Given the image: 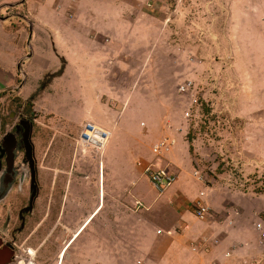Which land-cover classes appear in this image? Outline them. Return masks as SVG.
Masks as SVG:
<instances>
[{
  "label": "rangeland",
  "instance_id": "374dc122",
  "mask_svg": "<svg viewBox=\"0 0 264 264\" xmlns=\"http://www.w3.org/2000/svg\"><path fill=\"white\" fill-rule=\"evenodd\" d=\"M104 1L96 9L119 16L123 35L112 27L107 36L97 32L90 39L106 49L104 68L94 101L75 103L77 85L51 86L44 79L35 86L31 76L26 79L30 59L44 48L30 16L39 13V0H0V136L13 131L20 119L27 121L42 167V195L14 238L15 254L32 248L41 264L40 244L47 241L53 245L51 263L56 231L50 237L49 228L82 222L83 239L89 216L99 221L97 226L118 217L105 207L130 214L136 195H153L143 174L151 163L175 172L185 184L181 188L189 189L190 195L182 196L190 199L185 205L192 214L193 240L208 235L212 243L224 242L226 230L212 236L207 222L238 228L239 242L228 240L225 246L246 249L242 239H250L253 249L238 262L246 258L243 264H264V239L255 229L256 224L264 227V0H240L235 7L232 0H155L151 7L147 0ZM90 10L87 4L79 10L76 5L68 13ZM42 18L48 22L49 15ZM13 52L16 60L8 62ZM188 82L189 89L180 91ZM81 104H90V112L83 108L79 115ZM87 123L114 130L106 146L99 149L94 126L85 127L81 141ZM167 126L174 146L154 155L151 149L168 134ZM89 184L94 199L72 196V189ZM198 201L209 208L204 220L195 217ZM13 215L8 229L19 227ZM8 229L0 227L1 235Z\"/></svg>",
  "mask_w": 264,
  "mask_h": 264
},
{
  "label": "crops",
  "instance_id": "0c3cea01",
  "mask_svg": "<svg viewBox=\"0 0 264 264\" xmlns=\"http://www.w3.org/2000/svg\"><path fill=\"white\" fill-rule=\"evenodd\" d=\"M49 2L50 0H39V13L30 15L32 21L36 23L35 27L39 28L38 32L34 33L35 37L39 34L44 37L41 44L44 48L38 49V52L33 54V61L32 58L30 59L26 79L27 76H31L33 82L30 84L35 86H39L44 79H47L48 84L51 86L59 84L77 85L81 89L75 91L79 93L77 96L73 95L75 103L80 100L87 103L93 102V90L101 78L100 72H103L101 68H104L103 63H101L103 60L102 55L107 52L105 48L103 49L104 46L99 48L95 45L94 40L90 39L94 38L97 32L107 36V29L111 30L112 27H118V36L123 35L121 34L123 26L121 18L119 16L112 17L113 14L111 13L101 12V7H98V10L96 9V6L105 4L104 0H53L52 4ZM237 2L241 3L240 0H232V6H237ZM86 4L92 10L85 11L82 14L79 11L73 15L68 13L70 7H76L77 5L79 10L81 5ZM43 15H49L48 22L43 20ZM55 51L58 52V56ZM10 54L8 55L10 57L8 62H15V52ZM18 54H21L20 51ZM63 67L64 72H61ZM69 70H72V72L76 70L77 73L71 74ZM36 80H38V83H36ZM78 108L80 109L79 115L83 108L88 113L90 112V104L85 107L81 104ZM125 110L126 104L121 117ZM146 117H148L147 114ZM69 119L70 121L75 120L73 117ZM93 129H95L93 134H97L96 136L99 137L97 141L102 143V147H99L101 149L108 144L109 136L113 134L114 130L109 131L106 139L105 133L99 128L94 126ZM170 129L171 127L167 126L168 134L164 137L171 138ZM99 132L102 135H99ZM170 150L171 148L166 154ZM179 162L180 160L177 158V163ZM146 181L153 195H136L138 198L134 197V202L141 201L144 209L135 211L133 208L130 214L126 212V214H123L121 209H118L119 207H105L106 212L115 213L117 211L118 217L114 218L112 222L103 221L97 226L99 221L92 222L90 221L91 216H89V221L87 220L85 226L88 231L83 239H79L83 227L80 226L82 222L71 228L63 224L61 227L49 228L51 231L50 237L56 231L55 260L48 263L49 259L47 258L53 253L51 249L53 245L46 241L40 244L39 248L43 259L41 264H241L238 261L244 256L243 254L249 256L250 251L253 249V246H250L247 242L250 239H247V241L242 239V242L247 243L246 249L241 247L238 250H233V248L230 249L225 246L228 240L238 241L237 236H234L239 233L238 228H227L223 224L215 225L214 222H207L205 224L206 228L207 230L212 229L210 232L212 236L213 232L218 231L220 228L226 230L227 234L224 242L220 245L212 243L210 238L207 237L208 235L204 234V239L193 240L195 228L193 229L190 226L193 221L192 214L185 205L187 199L182 196V194L190 195V191L181 188L185 184L180 185V179L179 182L176 179L174 184L163 193H158L148 182V179ZM82 187L84 188L72 189V196L88 198V202L92 200L91 198L94 199L96 193L92 189V185ZM85 187L91 188L92 193L90 194ZM61 215L63 214L61 213ZM89 224L93 225L89 227ZM252 232L251 237H256L255 231L252 230ZM69 233L72 236L69 237ZM182 233L186 235L184 241ZM179 245L184 247L183 251L179 248ZM236 245L238 244L236 243ZM194 247L195 250H193ZM253 254H255V251H253ZM243 261L248 262L246 258Z\"/></svg>",
  "mask_w": 264,
  "mask_h": 264
},
{
  "label": "flooded vegetation",
  "instance_id": "af4514ba",
  "mask_svg": "<svg viewBox=\"0 0 264 264\" xmlns=\"http://www.w3.org/2000/svg\"><path fill=\"white\" fill-rule=\"evenodd\" d=\"M27 121L20 119L13 131L0 136V227L8 229L16 212L19 227L1 235L0 250L11 247L14 257V238L24 230L27 218L33 216L42 195L39 169L30 141L31 130ZM18 154V157H16ZM9 263V264H10Z\"/></svg>",
  "mask_w": 264,
  "mask_h": 264
},
{
  "label": "built area",
  "instance_id": "2783aa9c",
  "mask_svg": "<svg viewBox=\"0 0 264 264\" xmlns=\"http://www.w3.org/2000/svg\"><path fill=\"white\" fill-rule=\"evenodd\" d=\"M155 0H147L146 5L147 7L153 6ZM190 82L187 84L181 85L180 86V91H187L190 87ZM193 103H196V100L194 99ZM189 113H186V116H188ZM86 126H96L99 128L102 132L105 133V138L107 139L109 131L105 130L104 128H101L97 125L87 123L83 126L82 131H81V141H82V135L84 132H86L85 127ZM89 133L92 132V130L88 131ZM83 142V141H82ZM174 139H171L170 137H164L162 138L158 143H156L151 151L154 155H161L166 153L171 147L174 146ZM84 145L91 146V144L83 143ZM143 174L145 177L148 179L150 184L154 187V189L158 193H163L167 189H169L174 182L177 179V175L175 172L167 169L166 167H157L154 164H148L143 168ZM197 175V172L195 173ZM200 196H203V192L200 193ZM144 209V205L141 201H135L134 202V210H142ZM209 214V208L205 203L198 201L197 202V209H196V215L195 217L198 218L199 220H203L207 217ZM255 229L261 237L264 239V227L261 224H256ZM196 248L194 247L193 250ZM15 251V249H14ZM14 263L10 264H38L36 261V251H34L32 248H24L20 249L18 252H14V257L13 261Z\"/></svg>",
  "mask_w": 264,
  "mask_h": 264
},
{
  "label": "water",
  "instance_id": "95a60500",
  "mask_svg": "<svg viewBox=\"0 0 264 264\" xmlns=\"http://www.w3.org/2000/svg\"><path fill=\"white\" fill-rule=\"evenodd\" d=\"M12 256H13L12 248L11 247H9V248L3 247L0 250V264H9Z\"/></svg>",
  "mask_w": 264,
  "mask_h": 264
},
{
  "label": "trees",
  "instance_id": "16d2710c",
  "mask_svg": "<svg viewBox=\"0 0 264 264\" xmlns=\"http://www.w3.org/2000/svg\"><path fill=\"white\" fill-rule=\"evenodd\" d=\"M188 142H189V150H190V148H191V145H190V140H188Z\"/></svg>",
  "mask_w": 264,
  "mask_h": 264
}]
</instances>
